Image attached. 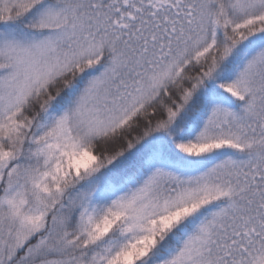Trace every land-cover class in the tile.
I'll list each match as a JSON object with an SVG mask.
<instances>
[{"label":"snow or ice","instance_id":"6c2138e0","mask_svg":"<svg viewBox=\"0 0 264 264\" xmlns=\"http://www.w3.org/2000/svg\"><path fill=\"white\" fill-rule=\"evenodd\" d=\"M0 264H264V0H0Z\"/></svg>","mask_w":264,"mask_h":264}]
</instances>
